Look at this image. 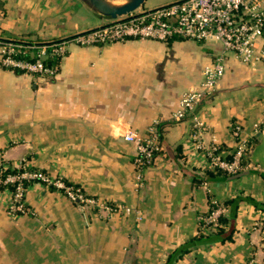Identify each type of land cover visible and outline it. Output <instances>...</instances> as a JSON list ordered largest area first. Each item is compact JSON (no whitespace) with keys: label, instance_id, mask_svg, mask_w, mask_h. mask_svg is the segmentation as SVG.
Masks as SVG:
<instances>
[{"label":"crops","instance_id":"obj_1","mask_svg":"<svg viewBox=\"0 0 264 264\" xmlns=\"http://www.w3.org/2000/svg\"><path fill=\"white\" fill-rule=\"evenodd\" d=\"M105 20L80 0H0L3 39H65ZM221 54L224 74L193 113L204 122V144L227 159L231 126L240 125L250 149L237 174L205 169L191 122L171 119L182 93ZM155 120L160 152L138 169L135 145L122 134L143 135ZM19 161L132 210L81 206L35 181L26 188L29 212L12 216L8 191L0 190V264H167L201 231L211 202L230 198L238 201L231 238L202 240L173 264H245L250 257L264 264V62L224 53L217 40L70 41L55 74L0 66V167Z\"/></svg>","mask_w":264,"mask_h":264},{"label":"built area","instance_id":"obj_2","mask_svg":"<svg viewBox=\"0 0 264 264\" xmlns=\"http://www.w3.org/2000/svg\"><path fill=\"white\" fill-rule=\"evenodd\" d=\"M173 36L196 41L217 40L221 43L224 53L232 51L244 62H264V0H174L154 8L136 9L114 19H106L100 26L69 38L50 42L52 53L60 59L65 54L67 43L70 41L81 45H91L122 42L128 39L167 41ZM22 47L14 40H6L4 43L0 41V66L9 70L18 68L23 72L36 75L56 73L58 68L45 66L43 63V58L47 54L45 43L40 45L32 61L15 57ZM224 70L221 54L203 68L198 85L182 93L178 108L172 113L171 119L173 121L188 119L191 122L190 139L194 143L195 150L202 153L205 169L234 174L244 169L241 158L245 156L248 149L247 142L242 137L240 125L231 126L235 146L231 158L226 159L217 151L215 144H204L202 140L204 122L193 113L202 98L214 91ZM157 124V120L152 122L143 135L135 129H128L122 134L123 139L135 145L134 163L138 169L148 167V164L152 163V152L158 148ZM21 163L22 161H19L13 165L20 167ZM24 177L36 178L45 185L54 186L81 206L98 208L107 213H128L131 210L122 204H110L88 196L80 187L66 185L60 178L51 179L41 172L22 171L8 174L4 180L16 182L7 205L8 212L13 216L29 212L24 200L26 188L21 183ZM212 204L213 208L202 219V223L206 226L203 231L213 229L218 216L226 212V208L220 203L212 201ZM245 264L256 263L250 257Z\"/></svg>","mask_w":264,"mask_h":264},{"label":"trees","instance_id":"obj_3","mask_svg":"<svg viewBox=\"0 0 264 264\" xmlns=\"http://www.w3.org/2000/svg\"><path fill=\"white\" fill-rule=\"evenodd\" d=\"M176 38H181V37L173 36V37L169 38L167 41H170V40L176 39ZM6 40H14V41H17L18 43H20L21 46H23V47L19 53H16L15 57L25 59V60H30V61L35 59V52L39 50L40 45H42V43H45L47 54L43 58V63L45 64V66L58 68L59 59L54 53H52L50 41H45V42L32 41V39H29L26 35H24L22 37L12 38V39H3V38L1 39L0 38V41L3 43L6 42ZM51 41H54V40H51ZM13 71H15L16 73L23 72L22 69H18V68L13 69ZM160 140H161V138H160L158 125H157V141H158L157 147L158 148L154 149L152 152L153 159L160 152V148H161ZM247 146H248V149H247L246 154L249 152V149H250V144L248 142H247ZM244 162H245V156H242L241 164L244 165L245 164ZM151 164L152 163L148 164V166H150ZM144 167H139V168L143 169ZM22 171L34 172L36 170L31 169V167H29L25 162H22L20 164V167H15L13 164H9L6 167H0V190L6 189V190H9L12 192L16 186V182H9V181L5 182L4 180L8 174L19 173ZM36 172L44 173L42 171H36ZM205 172L206 171H204V173ZM238 172H236L234 174H237ZM196 180H197V182H199L201 180H204V178H202V177L198 178L197 177ZM35 181H39V179L26 178V177L21 179V183L24 186V188H27L30 183L35 182ZM62 181L66 185H72L74 188L78 187L74 184L66 183L63 179H62ZM40 182H42V181H40ZM50 186H52V185H50ZM237 203H238L237 198H230V199H227L224 202H222L221 204L223 207L226 208V212L224 214H221L218 216V218L216 219V222L213 225L214 226L213 230L210 231L208 233V235H205L204 233H202V230L206 226L201 222V228H200L201 231L199 230L197 235H195L194 237L189 239L186 243H184L180 247L176 248L168 256L167 264H173L184 253H186L190 249V247L194 246L195 244H197L198 242H200L202 240H205L208 238H210L212 240H213V238H215V239H219L220 241L230 239L232 236V233H233V229H234V221L233 220H234L235 209L237 207ZM253 203L255 205H257V203H255L254 201H253ZM213 206L214 205L211 202L210 209L204 215H202L201 219H203L204 217H206L209 214V212L211 211ZM262 207L264 208V206H262Z\"/></svg>","mask_w":264,"mask_h":264},{"label":"water","instance_id":"obj_4","mask_svg":"<svg viewBox=\"0 0 264 264\" xmlns=\"http://www.w3.org/2000/svg\"><path fill=\"white\" fill-rule=\"evenodd\" d=\"M91 11L103 19H114L138 9L145 0H124L115 3L109 0H80Z\"/></svg>","mask_w":264,"mask_h":264},{"label":"rangeland","instance_id":"obj_5","mask_svg":"<svg viewBox=\"0 0 264 264\" xmlns=\"http://www.w3.org/2000/svg\"><path fill=\"white\" fill-rule=\"evenodd\" d=\"M172 0H145L144 3L138 8L139 10L140 9H150V8H154V7H157V6H160V5H163V4H166L168 2H171ZM57 72V71H56ZM18 163V162H17ZM8 191V194H7V205L9 203V199H10V193L11 191L7 190ZM25 198V202H26V189H25V194H24ZM27 203V202H26ZM27 205V204H26ZM28 206V205H27ZM7 207V206H6ZM29 209V208H28ZM30 210V209H29ZM132 210V209H131ZM103 211V210H102ZM105 213H107V211H104ZM7 213L8 215H10V213L8 212L7 210ZM22 214H26V213H22ZM121 214V212H120ZM13 216V215H12Z\"/></svg>","mask_w":264,"mask_h":264}]
</instances>
